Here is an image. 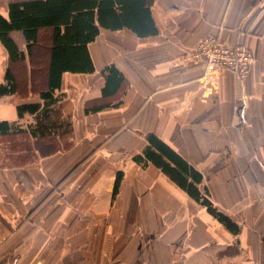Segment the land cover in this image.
I'll list each match as a JSON object with an SVG mask.
<instances>
[{"label": "crops", "instance_id": "crops-1", "mask_svg": "<svg viewBox=\"0 0 264 264\" xmlns=\"http://www.w3.org/2000/svg\"><path fill=\"white\" fill-rule=\"evenodd\" d=\"M14 1L0 0L2 16ZM151 16L156 35L101 30L88 45L93 73L62 74L54 96L71 124L67 149L16 166L0 144V264H264V0H153ZM205 36L248 49L249 73L183 63ZM108 65L125 86L85 114ZM6 66L0 45V83ZM37 101L2 97L0 121L31 123L16 106ZM148 133L201 173L237 235L154 166L132 162Z\"/></svg>", "mask_w": 264, "mask_h": 264}, {"label": "trees", "instance_id": "trees-1", "mask_svg": "<svg viewBox=\"0 0 264 264\" xmlns=\"http://www.w3.org/2000/svg\"><path fill=\"white\" fill-rule=\"evenodd\" d=\"M152 4L153 0H19L8 4L6 17L0 14V45L7 54L0 99L13 95L27 98L30 94L38 97L37 102L16 106L18 118L24 114L33 118L25 129L14 122L0 121V140L8 144L4 153L9 163L21 166L37 156L69 147V142L61 145V139L70 134L71 124L62 118L60 100L54 96L62 74L93 73L88 45L101 30H128L137 38L156 35ZM13 32L21 34L24 50L11 37ZM101 75V101L88 103L85 114L108 107L101 102L115 97L125 86L124 77L113 65L106 66ZM145 141L132 162L141 168L154 166L228 232L237 235L239 227L215 208L208 190L200 188L201 173L154 134H146ZM121 177L122 173H117L113 196Z\"/></svg>", "mask_w": 264, "mask_h": 264}, {"label": "built area", "instance_id": "built-area-1", "mask_svg": "<svg viewBox=\"0 0 264 264\" xmlns=\"http://www.w3.org/2000/svg\"><path fill=\"white\" fill-rule=\"evenodd\" d=\"M181 61L199 64L211 76L230 71L242 79L250 71L253 56L244 47H231L215 36H205L183 55Z\"/></svg>", "mask_w": 264, "mask_h": 264}, {"label": "rangeland", "instance_id": "rangeland-1", "mask_svg": "<svg viewBox=\"0 0 264 264\" xmlns=\"http://www.w3.org/2000/svg\"><path fill=\"white\" fill-rule=\"evenodd\" d=\"M32 123H33V118H32V122L29 123V124H32ZM29 124L23 123V124H17V125H18L19 127L23 128V129H25ZM68 140H69L68 136L62 138V139H61V145H62L64 142H69ZM0 142H2L1 145H2L3 148H4L5 146L8 145V144L6 143V141H4V140H0ZM1 145H0V146H1Z\"/></svg>", "mask_w": 264, "mask_h": 264}]
</instances>
